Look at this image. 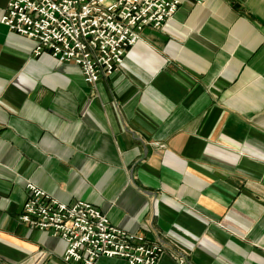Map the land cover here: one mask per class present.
<instances>
[{
    "label": "crops",
    "instance_id": "0c3cea01",
    "mask_svg": "<svg viewBox=\"0 0 264 264\" xmlns=\"http://www.w3.org/2000/svg\"><path fill=\"white\" fill-rule=\"evenodd\" d=\"M0 264L66 262L19 216L34 183L165 248L264 264V0H180L96 85L2 22ZM96 264H128L101 257Z\"/></svg>",
    "mask_w": 264,
    "mask_h": 264
},
{
    "label": "built area",
    "instance_id": "2783aa9c",
    "mask_svg": "<svg viewBox=\"0 0 264 264\" xmlns=\"http://www.w3.org/2000/svg\"><path fill=\"white\" fill-rule=\"evenodd\" d=\"M180 0H8L3 23L35 41L34 54L48 51L62 63H75L84 80L96 85L112 75L148 25L161 27ZM19 219L67 242L63 259L96 264L121 257L128 264H159L163 245L111 223L87 201L65 203L34 183ZM182 264L185 255L175 256Z\"/></svg>",
    "mask_w": 264,
    "mask_h": 264
}]
</instances>
